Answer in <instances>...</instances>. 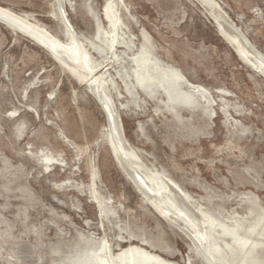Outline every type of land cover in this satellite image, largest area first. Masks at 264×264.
<instances>
[{"label": "rangeland", "instance_id": "374dc122", "mask_svg": "<svg viewBox=\"0 0 264 264\" xmlns=\"http://www.w3.org/2000/svg\"><path fill=\"white\" fill-rule=\"evenodd\" d=\"M109 1L133 39L132 50L119 48V61L99 71L109 79L126 139L195 206L256 238L264 228V0H213L258 56L234 48L211 0H0V6L68 43L61 3L82 48L102 62L98 29H111ZM143 44L188 88L201 89L200 106H172L162 89L137 83L132 57ZM100 102L91 83L52 49L0 17V264H68L66 256L87 240L105 237L116 255L149 240L142 246L154 253L203 264L188 234L123 168Z\"/></svg>", "mask_w": 264, "mask_h": 264}, {"label": "bare ground", "instance_id": "6f19581e", "mask_svg": "<svg viewBox=\"0 0 264 264\" xmlns=\"http://www.w3.org/2000/svg\"><path fill=\"white\" fill-rule=\"evenodd\" d=\"M207 1L209 2V0ZM211 1L216 8L210 5L209 9L211 7L216 9V17L220 18V26L223 28L225 36L235 46L234 48H237L241 54L251 53L250 55L258 56L255 46L253 45L254 49L247 41L248 39L244 37L245 33L243 35L241 30L239 31L230 22L226 12L220 5L213 0ZM213 3L212 5H214ZM114 7V2L109 1L107 16H109L110 23H112L111 29H101V26L98 29L99 37L103 44H97L98 50L96 51L101 50V52H106L105 54L107 55H105V59L102 62L95 61L91 52L86 49L87 47L82 48L78 41L79 39H77L78 35H76L73 25L68 21L64 6L61 3L59 4V11L65 23L66 34L68 32L70 36L68 43H64L47 29L31 21V18L29 19L9 8L0 6V17L11 25L18 27V29L20 28L24 32L30 33L37 41L52 49L58 58L66 62L78 78L91 83L93 92L107 112L110 121V140L123 168L153 206L188 234L194 242L195 250L201 256L203 264H264V256L260 255V252L264 250V228L262 232L256 234V238L243 236L237 227L222 223L202 208L195 206L188 192L163 172L150 169L144 163L140 154L126 139L123 122L118 112L119 108L112 102L110 96L109 79L105 77V71L104 73L103 71L102 73L99 72L106 68L108 64L113 66V59L119 61V48H130L132 50L133 39L127 36L120 14ZM110 51L112 53L111 56H109ZM260 59L262 65H264V57ZM132 60L135 63L132 75L143 89H162V91H165L172 106L182 103L193 105L192 107H194L201 101L196 95L201 89L188 88L189 86H186L182 74L175 67L164 65L155 57L146 44H143L142 48L133 54ZM133 76L130 73L127 74L128 78ZM111 81L115 84L113 78H111ZM124 81L126 87L131 86L126 78ZM134 82V79H132L131 84H135ZM199 104L198 106H200ZM179 221H182L186 228H183ZM120 237L124 242H128L126 237V239H123V235ZM131 237L133 238L134 236L132 235ZM140 239L142 240V238ZM86 242L88 243L76 250L75 255L66 256L68 264H180V262L172 261L143 247L142 245L144 244L151 245L149 240H144L141 244H134L135 246L131 245L130 248L122 250L118 255L115 254L112 243L106 237L101 241L92 238Z\"/></svg>", "mask_w": 264, "mask_h": 264}]
</instances>
